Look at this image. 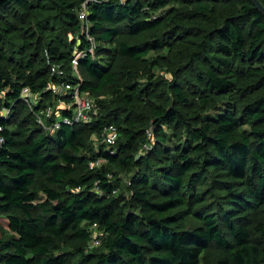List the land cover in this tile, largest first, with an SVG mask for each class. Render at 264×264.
Returning a JSON list of instances; mask_svg holds the SVG:
<instances>
[{
    "label": "trees",
    "instance_id": "1",
    "mask_svg": "<svg viewBox=\"0 0 264 264\" xmlns=\"http://www.w3.org/2000/svg\"><path fill=\"white\" fill-rule=\"evenodd\" d=\"M63 82L99 114L46 130L37 113L56 112L50 127L72 118L56 109L73 103L52 91ZM0 91V264H264V15L252 0H0ZM109 124L116 145L94 148Z\"/></svg>",
    "mask_w": 264,
    "mask_h": 264
},
{
    "label": "built area",
    "instance_id": "2",
    "mask_svg": "<svg viewBox=\"0 0 264 264\" xmlns=\"http://www.w3.org/2000/svg\"><path fill=\"white\" fill-rule=\"evenodd\" d=\"M87 13H88V9H87L86 3H83L82 8L79 11V18L82 21V25L86 31V34L88 35L89 39L92 41V47L90 48V50L93 52L94 47H95V42H94L93 37H91L88 34L89 23L86 20ZM50 64H51V72L53 74L58 75L59 77H66V72L64 69H62L59 65L52 64V63ZM77 64H78V61L75 58L73 61V66H74L76 75L79 78H81V76L79 75L78 69H77ZM51 88L55 95H60L64 93H70L72 95L73 97L72 104L67 105L64 102L60 103V104H63V105H60V107H67L68 109H70V111L72 112V118L68 116H62L59 113L58 116H60L59 118L60 120H56L53 123V125L50 127L47 125L45 117H50L51 115H53L54 113L51 112L53 111V109L48 108L47 110L41 113H37L36 114L37 122L46 130L50 128L51 131H55L59 128L61 124H72L74 122H79V121L89 122L93 119L94 116L97 115L98 107L96 105V99L92 97L91 95H89L87 92L81 91L79 85H74L69 82H63L59 85H54ZM3 96H4L3 92L0 91V98H2ZM22 96L25 102L28 104V106L32 109L33 108V103H32L33 94L31 93V90L29 87H24L22 89ZM4 111L5 113H8L7 110H4ZM2 131H3V126L0 125V147L5 142V137ZM148 135L151 138L150 140H152V133L150 131H148ZM118 137H119V132H118L117 126L115 124H109L104 127L103 132L100 137V141L102 144H105L108 147H113L116 145ZM151 146H152L151 142L145 143L144 149H150ZM104 162L105 160L103 158L92 160L89 163V168L94 169L96 167L101 166ZM93 228L96 229L97 226L93 225ZM100 243H101L100 235H96V236L93 235V238L90 243V247L98 246L100 245Z\"/></svg>",
    "mask_w": 264,
    "mask_h": 264
},
{
    "label": "rangeland",
    "instance_id": "3",
    "mask_svg": "<svg viewBox=\"0 0 264 264\" xmlns=\"http://www.w3.org/2000/svg\"><path fill=\"white\" fill-rule=\"evenodd\" d=\"M77 39H78V37H77ZM158 73L159 74H163V75H167V73L165 72V69L164 68H159L158 69ZM60 105H63V104H60L59 103V105L57 106V111H58V108H60ZM96 105H97V115L99 114V111H100V106L98 105V103H97V101H96ZM54 111V110H53ZM53 111H51L52 113H56L55 111L53 112ZM5 113V112H4ZM57 116H58V113L56 114ZM96 115V114H95ZM96 115V116H97ZM91 141H93L92 142V145L94 146V148H98L99 147V145L101 144V141H100V138L99 137H97V136H95V135H93V136H91ZM121 178H122V183L123 184H127L128 183V175L127 174H125V173H122L121 174ZM92 233H93V235H100L101 233L98 231V230H95V229H93L92 230Z\"/></svg>",
    "mask_w": 264,
    "mask_h": 264
},
{
    "label": "water",
    "instance_id": "4",
    "mask_svg": "<svg viewBox=\"0 0 264 264\" xmlns=\"http://www.w3.org/2000/svg\"><path fill=\"white\" fill-rule=\"evenodd\" d=\"M252 2L260 10V12L264 15V6L258 0H252Z\"/></svg>",
    "mask_w": 264,
    "mask_h": 264
}]
</instances>
